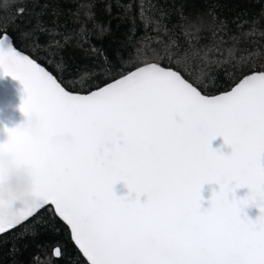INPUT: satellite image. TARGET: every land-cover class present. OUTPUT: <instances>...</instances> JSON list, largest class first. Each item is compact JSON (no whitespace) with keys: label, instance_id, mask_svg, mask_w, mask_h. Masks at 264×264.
<instances>
[{"label":"snow or ice","instance_id":"1","mask_svg":"<svg viewBox=\"0 0 264 264\" xmlns=\"http://www.w3.org/2000/svg\"><path fill=\"white\" fill-rule=\"evenodd\" d=\"M207 11L216 18L214 9ZM138 14L154 23L153 30L167 36V42L157 36L162 48L152 50V59L129 60L128 65L139 66L103 87L91 85L94 90L86 94L67 90L57 76L18 50L6 26L0 28V75L23 86L20 111L41 119L37 134L16 126L5 129L8 139L0 143V152L30 165L34 176L29 205L5 213L0 201V235L30 218L39 223L48 210L69 226L88 264H264L261 53L245 50L236 58L239 82L205 95L181 72L199 53L177 54V42L163 22L169 13L152 0H140ZM220 26L226 28V21ZM34 31L58 34L41 26ZM77 35L86 40L83 28ZM70 38L54 41L53 47L63 49ZM34 39L39 46L38 36ZM48 56L50 61L60 57L61 70L71 71L61 52ZM63 128L73 131V146L49 144L48 135ZM217 136L230 147L227 155L209 146ZM117 182L135 195L116 196ZM206 183H215L218 190L202 208ZM244 187L247 195L236 198L235 190ZM249 205L259 209L254 220L243 213ZM52 256H63L59 245Z\"/></svg>","mask_w":264,"mask_h":264},{"label":"trees","instance_id":"2","mask_svg":"<svg viewBox=\"0 0 264 264\" xmlns=\"http://www.w3.org/2000/svg\"><path fill=\"white\" fill-rule=\"evenodd\" d=\"M152 2L169 13L163 22L177 42V54L186 50L199 53L181 72L203 93L227 90L242 77L235 66L236 58L245 50L259 51L258 59H264V0ZM139 3L140 0H0V28L6 26L16 47L46 66L67 89L87 92L94 89L91 85L101 87L121 72L139 66L128 65L129 60L152 59V50L162 48L156 42L157 36L167 42V36L153 30L154 23L141 19ZM209 9H214L215 19L208 14ZM221 20L226 21V28H221ZM37 26L54 28L58 34L35 32ZM82 28L86 40L77 35ZM248 32L251 34L244 35ZM69 35L63 49L53 47L54 41L63 43ZM230 50H235L233 55ZM49 51L61 52L71 71L61 70L60 57L50 61ZM20 234L23 238H17ZM0 241H4L0 243V264H88L73 243L67 225L52 211L45 210L39 223L30 218L7 235H0ZM57 245L63 250L60 258L52 256Z\"/></svg>","mask_w":264,"mask_h":264},{"label":"water","instance_id":"3","mask_svg":"<svg viewBox=\"0 0 264 264\" xmlns=\"http://www.w3.org/2000/svg\"><path fill=\"white\" fill-rule=\"evenodd\" d=\"M18 50H20V49L18 48ZM20 51L23 54L30 56L28 53H26L22 50H20ZM31 58H33V57H31ZM38 63H40V62H38ZM41 66L46 68V66H44L43 64H41ZM46 70L50 71L48 68H46ZM132 70H134V68L131 69L130 71H132ZM118 78L119 77H117L115 79H118ZM115 79H113V80H115ZM239 80L236 83H238ZM110 82H108V83H110ZM106 84H104V85H106ZM234 85H232L231 87H233ZM103 86H101V87H103ZM193 86H195V85L193 84ZM231 87L227 90L220 91V92L215 93V94H205L198 87H197V89L199 91H201L202 94H205V95H217V94H220L222 92L230 90ZM67 90H69V89H67ZM92 90H94V89H92ZM92 90L87 91V92H91ZM69 91H71V90H69ZM72 92H74V91H72ZM81 93L86 94V92H81ZM22 96H23V86L20 84V82L18 80L13 79L11 76H8V75H0V143H4L8 139L7 133L5 132V129H12V128L18 126L20 123L23 122V120L25 118L24 114L20 111V104H21ZM210 147L213 149H218L221 153H223L225 155H227L231 151L230 147H228L227 145L224 144L223 138L219 137V136H217L214 140L211 141ZM217 190H218V185H216L215 183H211V184L206 183V184L201 186L200 195H201V207L202 208H205L208 206V200H209L210 196L212 195V193L214 191H217ZM113 193L116 196H125V197H129V198H132L135 195V194H129V190L123 182H118V183L113 185ZM247 193H248V189L246 187L237 188L234 192V195L236 198L240 199V198L245 197L247 195ZM139 199L141 202H143L145 199V196L141 195L139 197ZM243 213L245 216H247L251 220H254L258 215H260L259 209L254 205H249L248 207L244 208ZM67 227H68L69 232H70L69 226H67ZM70 236H71V232H70ZM76 247L78 248V246H76ZM84 258L86 259V257H84ZM86 261H87V259H86Z\"/></svg>","mask_w":264,"mask_h":264},{"label":"clouds","instance_id":"4","mask_svg":"<svg viewBox=\"0 0 264 264\" xmlns=\"http://www.w3.org/2000/svg\"><path fill=\"white\" fill-rule=\"evenodd\" d=\"M24 117L23 122L18 126H22L33 135L37 134L41 129L40 116L30 112ZM47 140L53 146L70 148L76 142V137L72 130L63 128L52 131ZM33 180V170L30 165L15 162L11 152H0V201L4 202L5 213H12L32 202Z\"/></svg>","mask_w":264,"mask_h":264}]
</instances>
